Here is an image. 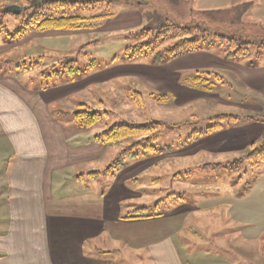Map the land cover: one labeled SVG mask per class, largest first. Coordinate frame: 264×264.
Instances as JSON below:
<instances>
[{
  "label": "rangeland",
  "instance_id": "obj_1",
  "mask_svg": "<svg viewBox=\"0 0 264 264\" xmlns=\"http://www.w3.org/2000/svg\"><path fill=\"white\" fill-rule=\"evenodd\" d=\"M193 1L118 0L87 13L88 17L111 14L112 18L86 23V28L81 30L35 31L10 45L0 37V74L15 73L24 86L61 88L55 95L61 99L55 102L52 110L65 122H72L73 113L80 110L81 105L100 113L103 122L90 129V133L99 134L119 124H139L149 120L182 125L181 131L165 130L157 143L158 146L175 145L179 138L184 139L195 130L203 131L211 126L212 117H239L252 113L241 104L253 105L256 99L241 88L235 76L219 72H216L219 78L211 77V82L216 83L212 92L202 90L199 91L202 96L194 94L193 98L189 94L178 93L181 95L178 98L177 88L190 89L188 83L192 71L182 73L181 79L176 80L173 77L178 64L176 59L163 66L154 65L150 57L127 59L125 50L142 42L138 38L139 32L145 28L156 32L165 20L179 24L200 23L223 34L253 41L252 56L244 57L247 59L243 61H257L255 54L260 51L257 48L264 42V28L256 23L258 19L255 20L252 8L254 2L258 4L260 0H231L229 6L207 9ZM2 5L21 8L23 3L22 0H0ZM203 51L224 57V47L220 45ZM261 51L260 57L264 56V50ZM39 60H42L39 66L27 73L16 68ZM70 61H75L73 75L67 72ZM61 66L65 67L66 74L52 75L53 69ZM136 92L141 94V105L136 103ZM152 94L164 95L168 99L161 102ZM240 123L249 129L254 143L264 144V123L246 119H241ZM89 137L93 138L94 134ZM87 138L88 135L85 136ZM189 146L175 157L146 156L135 161L127 160L126 166L114 175L104 174L111 159H115V156H108V163L92 170L101 172L103 178L96 183L89 181L87 185L93 190L108 193L118 183L123 191V184L128 181L130 191L129 198L123 202L124 213L129 211L131 204L156 210V214L176 212L185 237L175 240L186 264H205V259L212 264H221L225 258L217 252V243L212 239L217 237L218 244L226 242L229 229L238 231L240 238L246 237L243 230L250 233L251 237L245 239L253 241V245L246 243L240 253L246 262L264 264V161L253 167L246 159L248 152L239 153L237 156L240 157L229 158L230 162L242 159L235 169L203 171L204 162H212L216 158L205 154L192 157L194 149ZM107 147L110 148L109 145ZM248 186L251 188L247 191ZM157 204L159 210L155 209ZM155 216L159 217L154 215L152 218ZM210 230L212 233L218 231L216 237H211ZM254 234L263 236L256 238ZM102 245L103 250L101 246L91 248L90 245L85 249L93 256L110 260L117 257L116 254H104L109 246L106 243ZM226 246L235 249L232 243ZM206 250L212 254L205 258ZM236 256L234 252L227 253V263L239 264L241 260L235 259ZM121 264L136 263L126 259Z\"/></svg>",
  "mask_w": 264,
  "mask_h": 264
},
{
  "label": "crops",
  "instance_id": "obj_2",
  "mask_svg": "<svg viewBox=\"0 0 264 264\" xmlns=\"http://www.w3.org/2000/svg\"><path fill=\"white\" fill-rule=\"evenodd\" d=\"M230 1L193 2L207 9L229 6ZM254 3L256 23L264 28V0ZM223 58L203 50L176 58L178 64L173 77L180 80L182 73L191 71L192 74L197 71L229 73L256 99L253 105L241 104L252 112L248 115L264 116V56L255 66L245 59ZM16 75L0 74V264H121L126 259L136 264H186L175 240L185 237L180 216L176 212H162L159 217L125 219L132 208H138L131 204L129 211L123 212V202L129 198L128 181L123 184V191L118 183L108 193L87 185L89 181L96 183L103 178L88 174L98 172L92 170L108 163V156H116V150L95 142L97 134L77 128L73 119L65 122L54 114L52 107L61 99L55 95L61 88L24 86ZM189 87L177 88L178 98L181 97L178 93L189 94L191 98L194 94L201 95V89ZM90 134L94 137H89ZM253 146L261 145L254 143L249 129L238 123L206 135L189 147L194 149L192 157L205 154L216 158L205 164L227 166L240 160L230 162L229 158L240 157L239 153L249 154ZM186 149L157 158L175 157ZM219 169L227 170L209 166L203 171ZM212 231L208 233L216 237L218 231ZM227 231L226 242L218 244L217 237L212 239L217 243V252L225 258L220 263L228 264L226 254L234 252L235 259L241 260L239 264H254L246 262L240 253L246 243L253 245V241L245 239L251 237L250 233L243 230L246 237L240 238L238 231ZM258 242L261 243L260 239ZM104 243L109 246L104 254H116V258L93 256L85 249L90 245L91 248L101 246L103 250ZM229 243L235 249L226 246ZM204 252L205 258L212 254ZM205 264L212 262L205 259Z\"/></svg>",
  "mask_w": 264,
  "mask_h": 264
},
{
  "label": "trees",
  "instance_id": "obj_3",
  "mask_svg": "<svg viewBox=\"0 0 264 264\" xmlns=\"http://www.w3.org/2000/svg\"><path fill=\"white\" fill-rule=\"evenodd\" d=\"M118 0H22L23 6L19 12L9 11L10 5L0 6V37L7 44H15L21 39L26 38L32 32L55 31H77L86 28V23L95 21H104L112 18L111 14H100L98 16H87V13L101 8L106 3ZM93 27V26H89ZM142 39L135 45L125 50L124 56L127 59H137L139 57H150L152 63L156 66H163L168 61L194 53L204 49H209L215 45L224 47L223 55L226 60L247 59L251 57V46L254 42L249 39L236 37L232 34H223L211 27H206L200 23H177L165 20V23L154 32V30L145 28L138 34ZM257 61H249V65L255 66L261 58L264 50V42L257 48ZM42 60L30 62L28 65H20L16 68L21 71H28L37 68ZM68 73L74 74L75 61L68 62ZM64 66L59 69H53L52 75L66 74ZM219 78L213 71H197L189 79L188 86L212 92V87L216 83L211 82V77ZM137 105H141L139 98L141 94L135 93ZM152 97L158 101L165 102L168 97L164 95L152 94ZM81 109L73 113L74 125L81 129H92L97 124H101L102 116L94 112L87 105H81ZM241 119L264 121L262 115H219L211 118L212 125L203 131H193L186 138H179L175 145L158 146V141L162 138L163 132L181 131L182 125H168L165 122L149 120L145 123L119 124L102 131L94 137V141L109 145L110 148L118 150L115 159L106 167L104 174L114 175L119 169L126 166L127 160L135 161L146 156H161L174 152V150L183 149L196 143L200 138L237 125ZM251 166H256L260 161H264V144L260 147H252L247 158ZM242 159L237 160L227 166L222 164H205L203 168L213 166V168H225L233 170ZM88 176H101V172H92ZM159 210V205L155 206ZM148 208H137L128 212L125 219L135 220L140 218H149L156 214V210L150 211ZM156 212V213H155Z\"/></svg>",
  "mask_w": 264,
  "mask_h": 264
},
{
  "label": "water",
  "instance_id": "obj_4",
  "mask_svg": "<svg viewBox=\"0 0 264 264\" xmlns=\"http://www.w3.org/2000/svg\"><path fill=\"white\" fill-rule=\"evenodd\" d=\"M19 9H21V8H18V7H11V8H9V11H12V12H19Z\"/></svg>",
  "mask_w": 264,
  "mask_h": 264
}]
</instances>
